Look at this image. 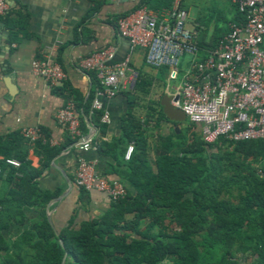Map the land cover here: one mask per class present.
<instances>
[{
	"label": "trees",
	"instance_id": "16d2710c",
	"mask_svg": "<svg viewBox=\"0 0 264 264\" xmlns=\"http://www.w3.org/2000/svg\"><path fill=\"white\" fill-rule=\"evenodd\" d=\"M174 2L139 0L115 20L143 6L155 12L168 10ZM180 6L187 10L183 3ZM232 7L228 25L243 19ZM19 17L17 25L8 15L1 19L10 30L9 43L16 41V32L25 27L29 14L20 13ZM221 20L227 21L218 19L209 38L210 18L199 21L203 30L194 26L199 59H204L228 32V26L219 27ZM93 80L96 90L99 83L94 76ZM140 86L137 77L134 88ZM89 101L79 105L75 101L82 129L83 114L90 112ZM96 113L100 119L101 112L93 117ZM135 130V124L127 125V145L133 141L134 151L128 161L117 157L112 174L126 186L127 195L117 202L110 200L106 212L82 222L77 229L71 227V220L55 233L45 208L60 190L43 191L37 183L60 149L35 142L41 156L39 168L23 159L17 169L0 162V178L4 177L7 184L5 196L0 197V264H60L64 253V264H264V142L218 139L207 144L193 135L187 144L181 137L178 151L169 154L171 148H167L151 163L145 141ZM10 138L14 141V136ZM11 143H1L8 154ZM220 143L240 148L252 159L244 162L235 152L208 151ZM105 148V144L98 146L100 153ZM28 209L36 216L28 219ZM12 227L21 230L7 238ZM249 230L254 235L246 241Z\"/></svg>",
	"mask_w": 264,
	"mask_h": 264
},
{
	"label": "crops",
	"instance_id": "0c3cea01",
	"mask_svg": "<svg viewBox=\"0 0 264 264\" xmlns=\"http://www.w3.org/2000/svg\"><path fill=\"white\" fill-rule=\"evenodd\" d=\"M138 2L7 0L10 21L17 25L20 13H28L29 19L23 29L17 30L16 41L12 43H9V28L0 20V162L8 158L23 159L31 167L39 168L40 150L20 135L26 127H39L43 135L40 141L60 149L49 168L37 179L41 190H60L59 196L65 195L48 210V204L45 208L55 230L66 227L71 220V227L77 229L82 222L102 215L110 205L106 195L81 194L74 187L72 180L77 158L95 161L99 174L117 179L112 174L117 167V157L123 159L127 147V125L135 124L138 130L134 133H141L151 163L167 148H171L169 154L178 151L181 137L189 144L195 130L199 131L198 127H190L183 112L171 104L174 93L170 92L172 81L168 79L167 70L146 66L142 49L131 54L129 64L136 76L135 82L140 78V88L135 89L134 82L121 88L113 98H100L110 114V123L102 126L97 113L91 119L89 114H83L82 133L92 136L98 146L105 144L104 153L98 149L81 151L74 142L69 144L71 139L66 129L55 121L56 111L68 99L72 98L78 105L84 104L96 91L92 74L78 67L82 59L109 46L115 48L112 62H119L127 55L129 44L118 35L115 17L130 11ZM42 57L59 64L68 76L67 81L47 89L43 80L31 72L32 61ZM189 60L188 56L182 59V74L189 69ZM162 106L166 108L165 116ZM80 113H83L82 107ZM4 141L12 142L9 154L1 148ZM66 178L71 182V189ZM6 192L7 184L2 177L0 197ZM25 214L28 219L36 216L33 209L26 210Z\"/></svg>",
	"mask_w": 264,
	"mask_h": 264
},
{
	"label": "built area",
	"instance_id": "2783aa9c",
	"mask_svg": "<svg viewBox=\"0 0 264 264\" xmlns=\"http://www.w3.org/2000/svg\"><path fill=\"white\" fill-rule=\"evenodd\" d=\"M243 19L230 23L228 32L204 59H199L196 32L189 26V13L179 0L171 9L155 12L143 6L116 21L118 35L128 41L127 55L112 62L115 48L109 46L82 59L78 67L92 74L99 83L91 101L89 117L101 112L99 122L110 123V114L101 97L113 98L136 76L129 67L131 54L144 50L146 66L167 70L168 79L177 82L171 104L181 110L190 127H198L204 143L218 139L229 142L260 140L264 142V0H229ZM7 0H0V20L7 15ZM197 26V25H195ZM188 56L189 69L182 74V59ZM31 72L40 77L47 89L67 81L68 76L57 63L46 57L31 63ZM75 101L70 98L55 113V121L64 127L74 146L81 151L97 150L92 136L82 133ZM30 144L43 135L39 127L20 132ZM131 141L124 152L128 161L134 151ZM7 166L20 167V161L8 158ZM0 169V176H1ZM72 183L78 191L97 192L117 202L127 195L119 179H110L96 170V162L77 158Z\"/></svg>",
	"mask_w": 264,
	"mask_h": 264
},
{
	"label": "rangeland",
	"instance_id": "374dc122",
	"mask_svg": "<svg viewBox=\"0 0 264 264\" xmlns=\"http://www.w3.org/2000/svg\"><path fill=\"white\" fill-rule=\"evenodd\" d=\"M180 5L183 3V6L187 9L186 11L189 13V26H195L200 25L199 21L211 19V22L208 27L207 31V38L210 37L211 33L213 32L214 26L216 24V21L220 18H224L225 22L222 20L219 22V27L222 29H225L228 26V21L232 18L233 15V7L230 5L228 0H179ZM200 27H202L200 25ZM203 30V27L201 28ZM178 85L177 82H170V92H175V87ZM174 88H173V87ZM173 88V89H172ZM162 114L165 116L166 114V108L165 106H162ZM187 123L189 124L188 120ZM190 125V124H189ZM195 140H200V131L195 130ZM154 133V132H153ZM191 140V139H190ZM210 152H218V151H227V152H235L236 155L242 159L244 162H249L252 158L250 156L245 155L240 148H235L232 145H229L227 143H220L218 147L212 146L210 149H208ZM256 167V165H255ZM167 226L170 227V224L168 223ZM20 228L18 227H12L10 229V234L7 235V238L12 235L13 237L20 232ZM254 235L253 230L247 231L245 235V240L248 241L250 237ZM240 258L244 257L240 254H238ZM248 262H241L240 264H247Z\"/></svg>",
	"mask_w": 264,
	"mask_h": 264
},
{
	"label": "water",
	"instance_id": "95a60500",
	"mask_svg": "<svg viewBox=\"0 0 264 264\" xmlns=\"http://www.w3.org/2000/svg\"><path fill=\"white\" fill-rule=\"evenodd\" d=\"M66 181H67V183H68V188L71 189L72 185H71L70 180L66 178ZM64 196H65V195H61V196H59V197H56V198H53L52 200H50L49 203H48V205H47V210L49 209V207H50L52 204H54V203L60 201ZM46 216H47V220H48L49 224H50L51 227L54 229L50 214L47 213ZM54 231H55V233H57L55 229H54ZM59 243H60L61 247L63 248L64 245H63L62 240H59ZM66 256H67V254L64 253L63 258H62V261H61L60 264H64V263H65Z\"/></svg>",
	"mask_w": 264,
	"mask_h": 264
}]
</instances>
